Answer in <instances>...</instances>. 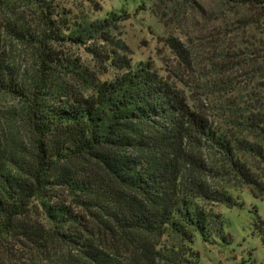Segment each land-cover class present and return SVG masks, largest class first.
I'll use <instances>...</instances> for the list:
<instances>
[{
    "label": "trees",
    "instance_id": "trees-1",
    "mask_svg": "<svg viewBox=\"0 0 264 264\" xmlns=\"http://www.w3.org/2000/svg\"><path fill=\"white\" fill-rule=\"evenodd\" d=\"M164 1L174 24L206 14ZM220 3L232 22L202 57L161 36L162 71L121 38L129 20L159 24V0H0V264H200L197 236L230 238L214 207L264 201V0Z\"/></svg>",
    "mask_w": 264,
    "mask_h": 264
},
{
    "label": "rangeland",
    "instance_id": "rangeland-1",
    "mask_svg": "<svg viewBox=\"0 0 264 264\" xmlns=\"http://www.w3.org/2000/svg\"><path fill=\"white\" fill-rule=\"evenodd\" d=\"M59 1L65 8L84 5L100 12L99 14H103L120 6L123 1L130 3L132 0H90V4L86 0ZM139 1L136 0V3ZM198 2L206 12V14L201 15V18L194 13L186 12L179 23L174 24L173 19L177 13L171 11L170 6L164 0H159L157 9L159 24L156 25L155 20L147 16L123 23L121 38L125 39L131 50L132 59L135 61L151 60L158 69L166 70L170 55L162 43L161 36L163 35L176 37L181 42H188L187 45L190 46V49H194L202 57L201 42L205 37L211 38L213 36L212 28L221 29L223 28L222 25H228L232 21H229L230 15L221 11L220 0H199ZM156 6L153 2L152 8L156 9ZM149 15L151 14L149 13ZM192 18L194 19L192 20ZM228 39L236 45L235 41L237 40L232 35H229ZM233 47L243 50V46L240 45ZM77 52L84 60L89 61L90 57L87 52L83 50ZM203 64L204 67L196 68V72H200L196 79L199 82L195 83L197 88L201 76L211 72V67L207 66V61L204 58ZM236 80L244 82L242 77H238ZM246 85L247 82L242 84V86ZM192 88L193 92L190 93L192 98L196 97L198 102L204 104L206 98L202 96L201 91L198 90L197 92L194 85ZM6 103V101L0 100V106L5 107ZM239 198L244 203L242 207L228 209L224 206H216L213 208L215 214H221L222 229L230 238H226L225 242L217 240L215 244L210 242L204 244L200 237L195 238L194 248L200 254V264H264V201L253 199L248 192H243ZM259 221L263 225H260ZM259 225L261 229L258 228Z\"/></svg>",
    "mask_w": 264,
    "mask_h": 264
}]
</instances>
